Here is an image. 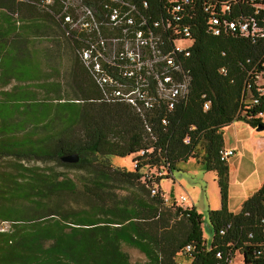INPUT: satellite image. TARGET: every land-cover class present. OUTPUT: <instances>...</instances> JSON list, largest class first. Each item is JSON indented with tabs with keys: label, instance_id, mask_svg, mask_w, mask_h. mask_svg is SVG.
<instances>
[{
	"label": "trees",
	"instance_id": "1",
	"mask_svg": "<svg viewBox=\"0 0 264 264\" xmlns=\"http://www.w3.org/2000/svg\"><path fill=\"white\" fill-rule=\"evenodd\" d=\"M253 2L264 4L235 0L225 16L250 14ZM192 38L185 96L140 112L103 97L54 8L0 0V264H229L236 251L243 264H264V183L230 210L229 164L219 157L225 126L264 124L255 117L264 105L251 101L264 36L213 34L199 21ZM71 152L77 161L61 159ZM133 153V169L109 158ZM190 157L216 172L221 205L208 209L209 244L203 214L159 183ZM123 244L145 258L131 262Z\"/></svg>",
	"mask_w": 264,
	"mask_h": 264
},
{
	"label": "built area",
	"instance_id": "2",
	"mask_svg": "<svg viewBox=\"0 0 264 264\" xmlns=\"http://www.w3.org/2000/svg\"><path fill=\"white\" fill-rule=\"evenodd\" d=\"M41 1L50 10L54 8L74 32L77 54L103 97L120 99L140 112L171 109L187 93L190 69L185 59L190 55L196 22L201 21L213 34L237 31L244 36H264V12L260 14L264 4L257 2L252 4V13L228 18L225 14L235 0ZM256 76L259 92L251 101L264 105V71ZM208 106L205 100L203 108ZM255 117L264 122V107ZM161 122L167 123L165 115ZM184 140L189 141V136ZM234 153V148L219 149L221 160ZM228 226L219 232L225 233ZM191 248L187 243L185 250ZM227 260L231 264L233 258Z\"/></svg>",
	"mask_w": 264,
	"mask_h": 264
},
{
	"label": "rangeland",
	"instance_id": "3",
	"mask_svg": "<svg viewBox=\"0 0 264 264\" xmlns=\"http://www.w3.org/2000/svg\"><path fill=\"white\" fill-rule=\"evenodd\" d=\"M223 137L227 146L234 143L238 146L237 153L227 159L229 164V206L231 209H237L235 207L260 185V181H264V128L250 129L249 123L238 119V122L223 130ZM134 155L135 153L126 156L111 154L109 158L115 165L133 169ZM144 170L148 174L166 172L165 169L160 168L159 171L156 167ZM159 183L166 196L172 194L184 206L194 205L203 214V235L209 244L214 230L208 219V209L220 207L216 172L207 169L195 158L190 157L186 161L179 162V169L174 170L171 177L162 178ZM182 195L185 196L183 200L181 199ZM6 224V222L3 223L4 226ZM122 247L129 254L131 262L145 258L144 254L134 246L123 244ZM178 258L182 264L189 262L184 256H178ZM232 258L231 264H243L242 255L238 251Z\"/></svg>",
	"mask_w": 264,
	"mask_h": 264
},
{
	"label": "crops",
	"instance_id": "4",
	"mask_svg": "<svg viewBox=\"0 0 264 264\" xmlns=\"http://www.w3.org/2000/svg\"><path fill=\"white\" fill-rule=\"evenodd\" d=\"M236 122H238V120H235V121L231 122L229 125H231V124H233V123H236ZM229 125H227V126H229ZM227 126H225L224 129H225ZM249 127H250V129H252V128L254 129V127L251 126L250 124H249ZM223 138H224V137H223ZM243 141L246 142L245 139H243ZM223 146H225V147H227V148H234V149H235V153H234V154L237 153V148H238V146H237L236 143L231 144V145L229 144V145L227 146L226 143H225V141H224V142H223ZM234 154H233V155H234ZM263 183H264V181L261 180V181H260V185H259L258 187H260ZM258 187H257V188H258ZM257 188H256V189H257ZM254 190H255V189H254ZM254 190H253V191H254ZM253 191H252V192H253ZM229 198H230V195L228 196V207H229V209L232 210V211H236V210H238V209L240 208V206H241L243 200L246 199V197H245V198H244V199H243V200H242V201H241V202L235 207V208H237V209H231L230 206H229ZM220 205H221V204H220Z\"/></svg>",
	"mask_w": 264,
	"mask_h": 264
},
{
	"label": "water",
	"instance_id": "5",
	"mask_svg": "<svg viewBox=\"0 0 264 264\" xmlns=\"http://www.w3.org/2000/svg\"><path fill=\"white\" fill-rule=\"evenodd\" d=\"M263 128H264V124H258L256 126V129H263ZM61 159L64 161L75 162L79 159V153L78 152L67 153L62 155Z\"/></svg>",
	"mask_w": 264,
	"mask_h": 264
}]
</instances>
